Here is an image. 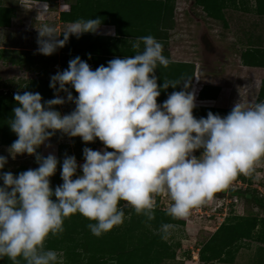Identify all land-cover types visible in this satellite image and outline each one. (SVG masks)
I'll return each instance as SVG.
<instances>
[{"label": "clouds", "instance_id": "obj_1", "mask_svg": "<svg viewBox=\"0 0 264 264\" xmlns=\"http://www.w3.org/2000/svg\"><path fill=\"white\" fill-rule=\"evenodd\" d=\"M34 8L37 16H47L49 5L35 0ZM101 25L100 17L81 18L58 34L54 25L41 23L35 27L36 52L51 56L70 36L95 34ZM127 42L134 54L94 70L79 56L70 59L67 68L50 76L51 99L32 91L13 94L8 126L17 138L6 151L12 158L33 156L38 166L13 175L3 171L8 157L0 155V259L61 264L45 241L62 234L65 219L74 214L90 221L87 228L96 237L123 224L125 207L151 228L160 194L171 201L169 216L187 219L264 159V100L247 106L237 101L224 116L209 111L196 118L194 108L208 106L195 102L201 86L194 91L188 78L163 79L158 86L156 70L170 63L163 44L151 34ZM169 87L173 91L157 103ZM65 104L74 108L62 114L57 107ZM57 133L85 144L98 139L103 148L84 147L80 164L74 155L61 161L54 152L39 153L41 146L51 147ZM58 164L62 183L53 189ZM176 227L161 223L155 231L167 240Z\"/></svg>", "mask_w": 264, "mask_h": 264}, {"label": "rangeland", "instance_id": "obj_2", "mask_svg": "<svg viewBox=\"0 0 264 264\" xmlns=\"http://www.w3.org/2000/svg\"><path fill=\"white\" fill-rule=\"evenodd\" d=\"M209 4L212 7L213 3L209 2ZM257 5L262 7V11H264V0H220L222 18L215 20L206 15V10L198 5L196 0H174V17L176 21L174 42L176 52L180 53L177 59L197 62V72L202 75L203 79L200 80L203 83H213L217 76V78L228 77V80H230L232 63L227 60V57L235 56L239 50L241 51L244 48V46L242 48L235 46L237 44L235 39H237L236 31H238V27L242 26L249 33H259L256 28L260 25L255 23V18H253L255 11H257ZM14 17L17 19V26L10 30L5 29L3 33L0 32V90L4 92H14L20 81L36 78L38 72H32L33 70L30 71L29 69L40 70V68L45 66L46 60H49L48 57L41 58V54L36 52L38 47L36 37L38 33L35 27H39V23L44 20L41 17L32 18V21L36 22V24L32 26V29H28L29 26L24 28L23 25V21L30 17L28 12H17ZM9 35H11L13 42L11 44L4 43L3 40H6ZM249 42L253 45L257 44L255 39H251ZM7 58L22 59V63L14 65ZM261 58L263 57H258V59ZM60 60L63 62L60 61L55 65L56 71H62L66 68L64 61L68 62V59L61 58ZM236 76L237 73H235ZM196 86L195 84L194 87ZM205 92L207 93L206 95H215L212 96L215 99L213 100L214 104L212 103L215 107L232 108L237 100L242 102L235 94H228L226 91H223L220 95H218L217 91L205 90ZM251 99L255 100L256 96ZM200 100L199 97V100L196 101L197 105H203ZM250 103H253V101ZM72 109L73 107L68 104L57 107V110L62 114L68 113ZM49 143L51 144L50 148L41 146L37 151L45 156L49 152H54L58 160L61 161L65 154L74 155L78 164L83 163L80 155L84 147H89L93 150L103 148L98 139L94 143L85 144L79 137L71 139L68 137L61 138L59 133L52 137ZM8 147H0V155L8 157V162L3 171L10 170L14 174L19 167H26V170L37 167L33 156H28L27 154L18 155L15 158L9 156L6 151ZM194 154L199 156L198 152ZM263 164L262 161H259L253 171L259 172V175L252 173L246 177L250 181V189H254L259 197L264 198ZM60 180L59 170L57 169L55 175L51 177V185L56 187L61 184ZM0 185H2V182H0ZM247 188L249 186L247 187L246 184L233 179L225 190L215 194L213 200L202 205V208L193 209L187 219H180L182 223L176 225L177 227L172 230L171 235L167 239L169 244L175 249V256L162 261L160 264H181L183 256L187 258L185 263L204 264L199 261L198 251L221 224L233 221L235 216H245L248 219L264 218V212L261 209L243 200L238 192L235 194L232 192L245 191ZM170 204L171 201L166 195H159V208L166 210L170 207ZM130 210V208L125 207L127 215ZM241 243L242 241L240 245ZM248 245L245 250L240 249L237 252L235 264H264V249L261 248L263 246L253 241L248 242ZM58 256L60 257V253H58ZM212 264L223 263L214 261Z\"/></svg>", "mask_w": 264, "mask_h": 264}, {"label": "trees", "instance_id": "obj_3", "mask_svg": "<svg viewBox=\"0 0 264 264\" xmlns=\"http://www.w3.org/2000/svg\"><path fill=\"white\" fill-rule=\"evenodd\" d=\"M209 2L213 3L212 7ZM196 3L206 10L205 13L209 18L215 20L222 18L220 0H196ZM262 10V7L257 5L256 13L262 15L264 14ZM170 13L169 15L171 17L172 12L170 11ZM10 18L11 15L9 11L0 9V27L8 26ZM157 21L156 26L152 23H150V26L155 27V29H157V25L163 28V26L167 24V17L160 16ZM63 49L66 50L65 47H63ZM70 49L72 48L68 50ZM85 50L88 49L80 48L77 45L71 52L79 54V52H85ZM76 56L79 55H75L74 57ZM74 57L68 58L72 59ZM113 58H115L113 55H107L105 58H100L98 62L94 60V63L97 66L102 64L106 66L107 62ZM7 60H10L14 65L22 63V59L7 58ZM53 64L54 60H51L45 62V66L40 68V70L30 68L29 70H33L32 72L37 71L38 76H36V78L20 81L14 92H4L0 90V147L10 146L17 138L8 126V120L11 118L12 110L16 103L13 99V94L15 92H39L44 100L53 98V90L49 87V80L52 74L48 72V69L51 68ZM156 75L159 78L158 86L163 83V79L179 80L181 78H188L191 79L192 83L194 65L170 62L166 68L158 67ZM70 90L73 92V95H77L74 89ZM175 90L178 91L180 89L177 88ZM195 90L196 88H194V91ZM205 90L208 91L211 89L203 88L199 93L200 99H209L215 96L206 95L207 93ZM172 91L173 89L171 87L166 91H161L157 103L163 102ZM262 98L263 97H260V99ZM209 111L224 116L230 112L231 109L196 106L193 110V115L196 118L206 117ZM101 146L103 147L102 143ZM109 151H111V149H109ZM80 158L83 159L82 154ZM57 169L60 174L59 164ZM25 170L26 167H19L13 175ZM234 179L246 184L249 188L240 192L232 191L233 194L238 192L243 200L253 204L264 212V198L259 197L254 189H250L251 184L247 177L245 175H238ZM60 182L62 183V180H60ZM52 188L54 189L55 187L52 186ZM156 204L157 206L154 210L155 219L150 222L151 228L146 226L145 217L137 215L134 211L130 210V215L129 213L127 215V211L125 212L126 218L122 225L114 227L110 232L100 237H96L87 228V224L90 221L80 214H74L65 219L64 232L55 237L49 236L45 241V247L60 253L61 264H160L162 261L174 257L175 249L167 240L161 239L155 229H158L161 223L178 225L182 222L180 219H173L169 216L167 214L168 209L163 210L159 208V195L156 196ZM244 240L256 242L262 245L263 247L261 248L264 249V218L248 219L245 216H235L233 221L221 224L198 251L199 261L204 264H212L214 261H219L223 264H231L234 258L233 253H235V255L237 254L241 247L240 242ZM0 264H13V262L7 257H4L0 259ZM21 264H23V262H21Z\"/></svg>", "mask_w": 264, "mask_h": 264}, {"label": "crops", "instance_id": "obj_4", "mask_svg": "<svg viewBox=\"0 0 264 264\" xmlns=\"http://www.w3.org/2000/svg\"><path fill=\"white\" fill-rule=\"evenodd\" d=\"M47 2L49 5L47 16H37L36 8H34L35 0H0V9L9 11L11 15L9 25L1 27L0 32L3 33L5 29L10 30L17 26V19L14 17L17 12H28L30 15L28 19L23 21L24 28L29 26L27 28L32 29V26L36 24V22L32 21V18L41 17L44 20L41 23L54 25L58 34H61L69 23L77 19L102 18V25L97 33H85L79 38L70 36L69 41L64 46L66 50L60 48L51 56L41 55V58H49L46 61L54 60L53 66L48 69L49 73L53 74L56 71L55 65L60 61L63 62L60 60L61 58L66 57L69 61V58L75 55H79L94 70L98 67L94 62H98L100 58H105L107 55L123 57L134 54V50L127 41L135 37L151 34L163 44V54L170 59V62L194 65L192 89H197L199 86L202 89L212 88L211 91H217L218 95L226 91L228 94H235L238 99L242 100L244 105H248L251 101L255 103L264 100V14L259 15L255 11L253 15V18H255L254 22L260 25L256 28L259 33H249L242 26L238 27L239 29L236 31L237 39H235L237 44L235 46L237 48L244 46V48L241 51L239 50L235 56L229 57L230 59L227 57V60L232 63L230 80H228V77L217 78V76L213 83H203L200 80L203 79L202 75L197 72V62L177 59L180 53L176 52L174 42L176 29L174 0H47ZM170 11L172 12L171 17L169 15L171 14ZM160 16L167 17L166 26L161 28L157 25V29L151 27L150 23L156 26V21ZM113 31L114 34H110ZM6 38V40H3L4 43L11 44L13 42L11 35ZM59 38L63 39L62 36ZM251 39H255L257 44H251L249 42ZM77 45L88 50L79 52V54L71 52ZM69 48L72 49L68 50ZM259 56L263 58L258 59ZM64 64L67 68L68 62L64 61ZM235 73H237L236 77ZM195 84L197 85L196 87H194ZM254 96H256V99L252 100L251 98ZM260 97L263 98L260 99ZM204 100H206L204 103L207 102L208 104L207 107H215V105L212 106L215 99L210 97ZM68 105L74 108V105ZM217 108L231 109L223 106H218ZM260 161L264 163V159ZM253 173L260 174L259 172ZM248 242L252 241H242L240 249L245 250L248 248ZM233 255L234 258L231 264H235V253ZM183 257L181 264H188L185 263L187 258Z\"/></svg>", "mask_w": 264, "mask_h": 264}, {"label": "built area", "instance_id": "obj_5", "mask_svg": "<svg viewBox=\"0 0 264 264\" xmlns=\"http://www.w3.org/2000/svg\"><path fill=\"white\" fill-rule=\"evenodd\" d=\"M195 95L197 96V93H196ZM196 101H197V99H196ZM200 102H202L203 105H204V104H207V103H204V101H200ZM197 208H202V206H199V207H197Z\"/></svg>", "mask_w": 264, "mask_h": 264}]
</instances>
